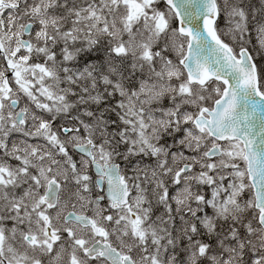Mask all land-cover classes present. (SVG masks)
Masks as SVG:
<instances>
[{
	"label": "snow or ice",
	"instance_id": "6c2138e0",
	"mask_svg": "<svg viewBox=\"0 0 264 264\" xmlns=\"http://www.w3.org/2000/svg\"><path fill=\"white\" fill-rule=\"evenodd\" d=\"M0 264H264V0H0Z\"/></svg>",
	"mask_w": 264,
	"mask_h": 264
}]
</instances>
